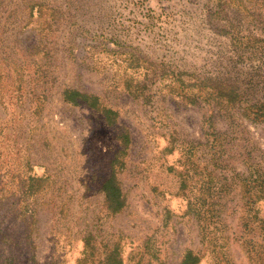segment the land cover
<instances>
[{"label":"rangeland","instance_id":"374dc122","mask_svg":"<svg viewBox=\"0 0 264 264\" xmlns=\"http://www.w3.org/2000/svg\"><path fill=\"white\" fill-rule=\"evenodd\" d=\"M263 100L264 0H0V264H264Z\"/></svg>","mask_w":264,"mask_h":264},{"label":"trees","instance_id":"16d2710c","mask_svg":"<svg viewBox=\"0 0 264 264\" xmlns=\"http://www.w3.org/2000/svg\"><path fill=\"white\" fill-rule=\"evenodd\" d=\"M65 95L67 99L69 100V102H71V104L75 105L77 103V100H80L81 102L86 103V104L91 102L92 103L90 105L91 107H94L95 105L93 103L94 101H96V98L93 96H87L85 94H81L76 91H69V90L65 92ZM230 95L231 97H236L235 96L236 94L233 92V90H230ZM243 111H244L245 117H248L246 115V111L251 113L252 115L251 117L253 121H256L258 119L264 120V100L263 102H258L254 105L246 106ZM251 111H254V112H251ZM101 190L105 196V199L112 205L113 211L116 212L117 210H119L121 207V203H122L120 199V192L117 186L115 185L112 176L102 183ZM198 262H199L198 257L196 255H193L191 252L187 251L184 253L179 264H198ZM103 264H119V263L114 258V256H111Z\"/></svg>","mask_w":264,"mask_h":264}]
</instances>
